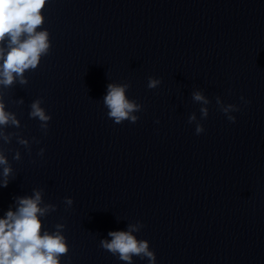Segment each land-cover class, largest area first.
I'll list each match as a JSON object with an SVG mask.
<instances>
[{"label":"clouds","instance_id":"obj_1","mask_svg":"<svg viewBox=\"0 0 264 264\" xmlns=\"http://www.w3.org/2000/svg\"><path fill=\"white\" fill-rule=\"evenodd\" d=\"M47 0H0V86L10 87L18 79L19 83L26 84L24 73L34 70L40 62L42 55H47L50 48L47 31H37L44 22L42 9ZM7 40V50L3 44ZM159 79L148 78L149 89H155L160 84ZM128 84H109L104 102L109 109L108 116L116 124L124 120L132 123L137 117L132 115L139 111V105L126 98ZM196 101H204L205 98L199 93H194ZM42 101L37 99L31 104V118H38L42 128H47L51 119L41 107ZM233 106L224 108L228 112ZM207 116V109L201 110ZM191 117L190 120H194ZM235 122L234 117H229ZM8 124L19 127V121L15 115L5 111L3 97L0 96V126ZM204 129L197 125L196 134L199 135ZM8 140V137H3ZM21 144L27 145V140H20ZM43 149L41 150V154ZM16 159H19L17 153ZM0 165H7L5 156L0 153ZM11 173L10 167H4L3 186H7V177ZM41 195L39 192L34 197L18 198V208L15 212L9 210L4 218H0V264H60V257L67 253L68 247L65 238L59 233L42 234L40 216L48 210L39 207ZM69 206L73 203L71 198L65 201ZM63 225H57L62 228ZM131 227V226H130ZM111 241L101 240L100 246L112 253L118 254V258L131 264L133 255L147 257L151 264L155 262V256L149 251L146 241H138L131 231L109 232Z\"/></svg>","mask_w":264,"mask_h":264}]
</instances>
